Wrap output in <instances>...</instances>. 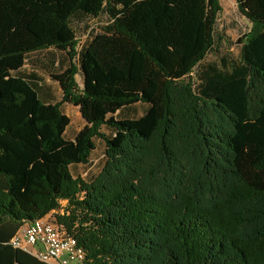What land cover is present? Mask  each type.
Here are the masks:
<instances>
[{
  "label": "trees",
  "instance_id": "obj_1",
  "mask_svg": "<svg viewBox=\"0 0 264 264\" xmlns=\"http://www.w3.org/2000/svg\"><path fill=\"white\" fill-rule=\"evenodd\" d=\"M235 1L250 26L230 42L219 0H0V264L60 209L85 264H264V0ZM47 47L70 59L55 102L15 75Z\"/></svg>",
  "mask_w": 264,
  "mask_h": 264
},
{
  "label": "crops",
  "instance_id": "obj_2",
  "mask_svg": "<svg viewBox=\"0 0 264 264\" xmlns=\"http://www.w3.org/2000/svg\"><path fill=\"white\" fill-rule=\"evenodd\" d=\"M99 18L104 17L100 16ZM86 23H88V21ZM105 23L106 19L104 18L103 21L99 22L98 26H101ZM79 27L83 28L84 26L79 25ZM69 62L70 59L68 58L66 52L58 51L52 47H47L42 50L30 53L26 57V60L24 61L21 69L17 73H15V75H18L22 79H24L35 90L41 100L45 102H55V100H60L61 90L57 82L51 78V74L60 72L62 69L68 66ZM146 107L147 105L145 104H136L132 108V113L140 115L145 111ZM128 116L129 114L127 113V111H125L124 114L119 113L117 115V117L119 118ZM74 135L72 137H65V139L72 140ZM79 167L80 165L74 166V172H77L79 170ZM19 250V261L23 264H54V262L39 261L36 258L34 250L32 248L28 249L27 251L21 249Z\"/></svg>",
  "mask_w": 264,
  "mask_h": 264
},
{
  "label": "rangeland",
  "instance_id": "obj_3",
  "mask_svg": "<svg viewBox=\"0 0 264 264\" xmlns=\"http://www.w3.org/2000/svg\"><path fill=\"white\" fill-rule=\"evenodd\" d=\"M219 3L221 6V11L218 16L219 27L222 29L224 39L234 42L241 34L247 31L250 23L239 13L235 0H219ZM103 20L104 18H92L88 20L85 27L77 28V38L80 41H83L86 36V32L95 26H98L99 22ZM220 51L223 54L225 52H230L231 56L236 57L238 47L234 44L229 46L227 42H224ZM209 58H213V56L208 55L207 59ZM61 109L69 118V125L65 129L64 137H72L83 126L82 118L80 117L78 109L71 104L68 105L66 103H62ZM95 146L96 148L90 155L89 165L80 166L78 170L80 177L86 181L89 180V176L91 174L95 175L99 172V167L102 164L103 143L100 140H96ZM89 166L90 168L88 169ZM64 204L65 201L62 202V205ZM58 212H62V209L50 211L47 215L50 216L56 223L55 214Z\"/></svg>",
  "mask_w": 264,
  "mask_h": 264
},
{
  "label": "built area",
  "instance_id": "obj_4",
  "mask_svg": "<svg viewBox=\"0 0 264 264\" xmlns=\"http://www.w3.org/2000/svg\"><path fill=\"white\" fill-rule=\"evenodd\" d=\"M15 249L32 248L41 262L85 264V251L77 240L50 216L39 218L36 225H23L9 240Z\"/></svg>",
  "mask_w": 264,
  "mask_h": 264
},
{
  "label": "bare ground",
  "instance_id": "obj_5",
  "mask_svg": "<svg viewBox=\"0 0 264 264\" xmlns=\"http://www.w3.org/2000/svg\"><path fill=\"white\" fill-rule=\"evenodd\" d=\"M39 221V218L38 219H35L33 221H31L30 223H28L27 225H36V223Z\"/></svg>",
  "mask_w": 264,
  "mask_h": 264
}]
</instances>
